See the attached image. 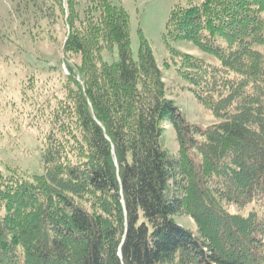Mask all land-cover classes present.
<instances>
[{
	"label": "trees",
	"instance_id": "obj_1",
	"mask_svg": "<svg viewBox=\"0 0 264 264\" xmlns=\"http://www.w3.org/2000/svg\"><path fill=\"white\" fill-rule=\"evenodd\" d=\"M67 11L63 52L81 62L68 65L38 170L0 168V264H264V0H179L169 12L163 40L218 119L207 126L167 97L141 29L132 58L123 6L97 0L78 19L67 0Z\"/></svg>",
	"mask_w": 264,
	"mask_h": 264
},
{
	"label": "rangeland",
	"instance_id": "obj_2",
	"mask_svg": "<svg viewBox=\"0 0 264 264\" xmlns=\"http://www.w3.org/2000/svg\"><path fill=\"white\" fill-rule=\"evenodd\" d=\"M96 1L73 0L78 19ZM113 1L129 13L132 58L137 57L138 29H141L161 71L167 97L191 123L207 126L218 122L194 97L190 83L179 75L180 62L169 56L163 40L169 12L179 0ZM62 3L64 13L57 0H0V168L16 166L25 173L38 170L44 135L49 130L50 111L63 94L68 65L75 72L74 66L81 62L78 55L63 52L69 28L67 0ZM175 47L210 64H219L213 55L190 42ZM104 58L116 60V50L104 52ZM162 127L161 146L168 154L176 156L175 131L168 122H163ZM226 208L231 213L239 211L234 206L226 205ZM175 220L197 234L196 224L189 216L176 215Z\"/></svg>",
	"mask_w": 264,
	"mask_h": 264
}]
</instances>
